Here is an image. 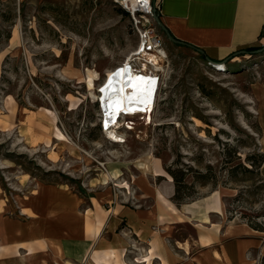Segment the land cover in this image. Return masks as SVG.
I'll return each instance as SVG.
<instances>
[{
  "label": "rangeland",
  "instance_id": "obj_1",
  "mask_svg": "<svg viewBox=\"0 0 264 264\" xmlns=\"http://www.w3.org/2000/svg\"><path fill=\"white\" fill-rule=\"evenodd\" d=\"M138 46L131 19L111 0H0V203L14 213L40 187L81 198L84 232L66 242L86 248L65 264H90L97 243L88 231L100 207L109 214L115 206L151 208V200H140L144 192L166 202L163 194L175 188L168 172L180 177L185 204L208 203L223 223L244 224L264 238V50L220 72L164 38L163 71L146 72L159 77L154 107L146 118L121 117L117 142L103 128L99 87ZM133 56L132 70L142 71L147 56ZM86 69L97 73L93 88ZM198 229L187 221L170 242L193 240ZM113 256L93 259L135 264ZM143 261L149 258L136 260ZM33 262L45 264L39 254Z\"/></svg>",
  "mask_w": 264,
  "mask_h": 264
},
{
  "label": "crops",
  "instance_id": "obj_2",
  "mask_svg": "<svg viewBox=\"0 0 264 264\" xmlns=\"http://www.w3.org/2000/svg\"><path fill=\"white\" fill-rule=\"evenodd\" d=\"M160 7L159 18L169 34L201 49L212 61L227 60L233 67L239 58L254 54L250 49L264 47V0H161ZM148 167L162 170L156 163ZM144 193L140 200H151V208L133 210L115 206L111 214L94 206L96 198L89 199V212L96 213L97 208L101 215L89 231L88 224L83 222L89 233L87 238L97 243L88 263L93 264L94 257L107 251H113V260L124 262L125 256L134 259L135 264H246L253 257L264 255L261 233L244 224L228 227L222 221L221 211H208V203L177 206L170 189L163 194L171 206L168 207L158 195ZM81 201L74 195H66L64 190L40 187L14 213L5 211L0 203V264H40L33 262L38 254L45 264H65L66 259L76 263L75 258L86 247L78 243L71 248L66 239L70 235L80 239L83 234L81 217L85 215L77 212ZM187 221L200 227L195 239L171 243L174 230ZM91 230L97 233L93 235ZM35 243L43 250L36 253ZM142 257H148L149 262H136Z\"/></svg>",
  "mask_w": 264,
  "mask_h": 264
},
{
  "label": "bare ground",
  "instance_id": "obj_3",
  "mask_svg": "<svg viewBox=\"0 0 264 264\" xmlns=\"http://www.w3.org/2000/svg\"><path fill=\"white\" fill-rule=\"evenodd\" d=\"M132 53L125 57L118 67L107 74L103 85L99 87V100L101 101L103 112V128L106 134L117 142L120 140L118 139L120 136L116 135L114 131L119 128L121 117L144 116L146 118L149 117L150 111L154 107L151 100L154 95L155 77L157 74H148L146 72L149 70L155 72L163 71L161 66L162 59L165 57L163 49L159 51L158 56L148 55L147 61L141 65L142 68L140 69L142 71L140 72L138 70L133 71L131 68V57L134 58ZM216 69L220 72L228 71L224 68ZM97 77V73L92 71V69H86L85 78L89 88L94 87V81L97 80ZM129 128L131 127L129 126ZM101 179L104 182L106 181L105 176L101 177ZM232 225L229 223L228 227ZM93 264H96L94 259Z\"/></svg>",
  "mask_w": 264,
  "mask_h": 264
},
{
  "label": "built area",
  "instance_id": "obj_4",
  "mask_svg": "<svg viewBox=\"0 0 264 264\" xmlns=\"http://www.w3.org/2000/svg\"><path fill=\"white\" fill-rule=\"evenodd\" d=\"M112 3L122 11H124L131 19L132 25L135 27L138 38V50L133 53L139 55L158 56L164 45V35L157 27L154 21V14H160L161 0H111ZM138 58V57H137ZM210 68L228 69L227 63H206ZM154 95L152 104L154 105L155 95L158 89L159 77H155Z\"/></svg>",
  "mask_w": 264,
  "mask_h": 264
},
{
  "label": "water",
  "instance_id": "obj_5",
  "mask_svg": "<svg viewBox=\"0 0 264 264\" xmlns=\"http://www.w3.org/2000/svg\"><path fill=\"white\" fill-rule=\"evenodd\" d=\"M153 18H154V21H155L157 27H158V28L160 29V31L163 33L164 38H165L168 42H170L171 44L176 45V46H183V47L191 48L194 52H196L197 54L203 56V57H204V60H205L206 62H210V63L213 62L212 60H210V59L204 54V52H203L201 49L194 48V47H190L189 45H187V44H185V43H182V42H180V41L174 39V38L169 34V32L166 30V28L163 26V24L161 23L160 18H159V14L155 13L154 16H153ZM262 50H264V47H262V48H260V49H257V50H255V51H252V53H254V54H256V53H260ZM241 53L243 54L244 52L242 51ZM226 62H227V60H224V61H222L221 63H224V64H225ZM213 63H214V62H213Z\"/></svg>",
  "mask_w": 264,
  "mask_h": 264
},
{
  "label": "trees",
  "instance_id": "obj_6",
  "mask_svg": "<svg viewBox=\"0 0 264 264\" xmlns=\"http://www.w3.org/2000/svg\"><path fill=\"white\" fill-rule=\"evenodd\" d=\"M257 50V48H253L250 49L249 51H255ZM169 175L172 177L173 182H174V194L172 197V200L174 201V203H176L177 206H180L182 204H185V202H183L182 200V189L185 188L184 185H182L181 183V179L180 177H178L175 173L172 172H168ZM261 264H264V259L261 260Z\"/></svg>",
  "mask_w": 264,
  "mask_h": 264
}]
</instances>
